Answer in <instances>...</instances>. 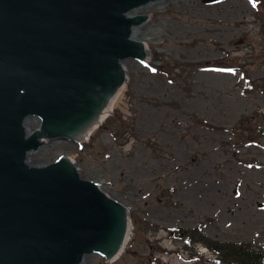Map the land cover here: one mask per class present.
I'll use <instances>...</instances> for the list:
<instances>
[{"label": "rangeland", "instance_id": "374dc122", "mask_svg": "<svg viewBox=\"0 0 264 264\" xmlns=\"http://www.w3.org/2000/svg\"><path fill=\"white\" fill-rule=\"evenodd\" d=\"M141 12L151 18L139 25L151 59L125 65L128 80L103 121L106 128L81 142H48L31 163L68 156L83 178L129 209L132 236L113 264H199L184 250V234L171 237V230L198 228L213 240L264 249V138L249 144L232 132L241 117L264 114V92L241 88L247 77L264 83L259 7L253 0H163ZM222 59L242 67L187 66L186 82L156 68ZM115 117L133 131L119 145L107 124ZM196 251L206 256L203 264H215L209 250L198 245ZM85 264L107 263L92 256Z\"/></svg>", "mask_w": 264, "mask_h": 264}, {"label": "water", "instance_id": "95a60500", "mask_svg": "<svg viewBox=\"0 0 264 264\" xmlns=\"http://www.w3.org/2000/svg\"><path fill=\"white\" fill-rule=\"evenodd\" d=\"M158 1L0 0V264H113L127 248L123 203L68 156L30 157L101 125L125 65L147 60L137 12Z\"/></svg>", "mask_w": 264, "mask_h": 264}, {"label": "trees", "instance_id": "16d2710c", "mask_svg": "<svg viewBox=\"0 0 264 264\" xmlns=\"http://www.w3.org/2000/svg\"><path fill=\"white\" fill-rule=\"evenodd\" d=\"M256 6L259 7V13L257 14V20L261 24V29L264 31V0H253ZM192 66L195 68H211L217 70H231L235 68H240L242 65H236L227 60L220 61H210L205 63H195L194 65H171L169 63L161 64L156 68L158 71L167 74L168 76L174 75L175 77L182 78L185 80L186 70L185 67ZM186 82V80H185ZM241 88L244 94H249L254 91L264 92V83L256 82L250 78H246L245 83L241 84ZM119 121L121 123L117 124ZM121 117L114 119H107V124L109 130L113 137L115 138V143L117 145L123 144L130 137L128 134H132V124L123 123ZM103 127L105 123H103ZM112 124H117L118 127H112ZM198 124L203 127L217 129V127L208 124L203 120H198ZM106 128V126H105ZM232 132L239 139L240 142H246L249 144H260L262 138H264V114L261 112H254L249 116H243L239 119L238 123L232 128ZM147 145V142H146ZM150 148L155 147V144L151 141L148 142ZM259 162H255L253 165H259ZM173 192V191H172ZM166 195L170 196L171 191L165 189L163 191ZM169 205L178 206L177 203H168ZM137 223L135 222V225ZM138 226V225H137ZM154 230H159V226H152ZM171 237H181L184 234V250L190 253V258L192 257L195 262L203 264L205 255L196 251L198 245L206 248L212 255L213 259H209L215 264H264V249H256L253 245L248 243H227L213 240L203 234L200 229L192 230H171ZM162 251V249H159ZM154 261V260H153ZM152 264H166L161 260H156Z\"/></svg>", "mask_w": 264, "mask_h": 264}, {"label": "bare ground", "instance_id": "6f19581e", "mask_svg": "<svg viewBox=\"0 0 264 264\" xmlns=\"http://www.w3.org/2000/svg\"><path fill=\"white\" fill-rule=\"evenodd\" d=\"M141 11H142V10H139V11L137 12V14H141V13H142ZM134 39L137 40V41L142 42L143 44H146V43L144 42V40H143V33H142V31L139 30V26H137V27L134 29ZM150 59H151V52H150V49L148 48L147 60H146V61L144 60L142 64H144V65L147 64V63L150 61ZM112 105H113V104H111V106L109 107V110L106 111V114L104 115V117H103L101 123H103V121L107 118V116H109V115L112 113V108H113ZM98 126H99V125H98ZM96 129H97V127H96L94 130H92L90 133L86 134L85 138H83L82 141L87 140V139L93 134V132H94ZM98 185H100V184H98ZM131 236H132V226L130 225V227H129V233H128V237H129L128 239H129V240H130ZM123 253H124V252H123ZM123 253H121V255L118 256V257L115 259V261H117V260L122 256Z\"/></svg>", "mask_w": 264, "mask_h": 264}]
</instances>
